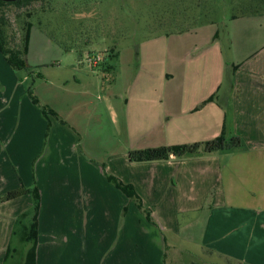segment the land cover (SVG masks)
<instances>
[{
    "label": "crops",
    "instance_id": "obj_1",
    "mask_svg": "<svg viewBox=\"0 0 264 264\" xmlns=\"http://www.w3.org/2000/svg\"><path fill=\"white\" fill-rule=\"evenodd\" d=\"M34 36L27 61L42 82L38 105L0 56V264H24L31 223H20L19 246L12 243L34 203L31 194L2 199L32 187L40 195L36 264H185L183 253H202L206 264H264V10L232 16L225 50L212 31L190 59L182 41L162 40L159 69L97 105L99 85L44 73L54 67L35 55ZM222 135L245 146L129 160L136 148ZM139 136L155 142L137 146ZM112 179L131 186L143 208Z\"/></svg>",
    "mask_w": 264,
    "mask_h": 264
},
{
    "label": "rangeland",
    "instance_id": "obj_2",
    "mask_svg": "<svg viewBox=\"0 0 264 264\" xmlns=\"http://www.w3.org/2000/svg\"><path fill=\"white\" fill-rule=\"evenodd\" d=\"M254 9L264 10V0H44L26 8L7 6L3 12L6 14L5 31L9 48L20 46L23 25L29 21L30 39L32 31L35 35V55L52 62L50 67H54L43 72L49 78L59 79H70L75 74L83 85H99L92 98L97 105L106 102L109 91L119 92L124 85L145 79L146 71L159 69L162 40L168 39L170 46L174 41H182L183 53L189 52L190 59L196 55L194 48L197 38L212 31L218 34L225 50L232 16L250 13ZM38 33L46 34L50 44H40ZM119 52L122 57L118 62L114 56ZM93 54L101 55L105 61L98 69H92L86 62L87 57ZM0 56L6 63L4 56ZM10 70L16 83H22L28 91L32 89L34 92L42 85L36 76L27 75L25 71ZM34 71L42 72L40 68ZM1 83L0 92L3 90ZM126 99V96L122 97L123 103ZM154 140L139 136L134 142L137 146H145ZM149 148L156 147L144 149ZM26 215L24 219L20 217L16 225L15 234L18 235L13 238V247L19 246L20 236L24 233L21 224L31 223L32 211ZM23 244L20 245L19 257ZM195 254L183 253L185 264H206L209 261L204 259L202 253ZM222 264L235 263L222 261Z\"/></svg>",
    "mask_w": 264,
    "mask_h": 264
},
{
    "label": "trees",
    "instance_id": "obj_3",
    "mask_svg": "<svg viewBox=\"0 0 264 264\" xmlns=\"http://www.w3.org/2000/svg\"><path fill=\"white\" fill-rule=\"evenodd\" d=\"M44 0H0V52L4 56L6 62L10 67L16 71H25L29 73L30 66L27 61V49L30 41V32L31 24L29 21L25 22L23 25V36L19 47L9 48L7 35L5 28L7 26V21L3 10L7 6H13L16 8L29 7L35 2H41ZM30 98L33 103L38 105V99L34 95L32 89L28 91ZM44 114L48 115L49 113L44 110ZM244 142L239 137H234L230 140H227L223 135L218 137L215 140L204 142V143H195L191 145H180V146H162L156 148H149L143 150H134L129 153V160L134 163H143V162H156L168 160L172 157L174 158H188V157H197L203 154L210 155L220 151L242 148L244 147ZM113 182L130 198H136L134 189L131 186H126L122 182L112 179ZM28 194L32 195L33 198V208L31 215V224L26 227L23 240L29 245V249L25 255L24 264H36V250L38 246V216L40 210V195L38 189L28 190L25 188L18 189L16 191L10 192L3 197V201H12ZM138 204L141 208L142 204L139 201ZM27 215H23L21 218H25ZM10 255V254H9Z\"/></svg>",
    "mask_w": 264,
    "mask_h": 264
},
{
    "label": "built area",
    "instance_id": "obj_4",
    "mask_svg": "<svg viewBox=\"0 0 264 264\" xmlns=\"http://www.w3.org/2000/svg\"><path fill=\"white\" fill-rule=\"evenodd\" d=\"M92 69H98L105 61L99 54L89 55L86 60Z\"/></svg>",
    "mask_w": 264,
    "mask_h": 264
}]
</instances>
